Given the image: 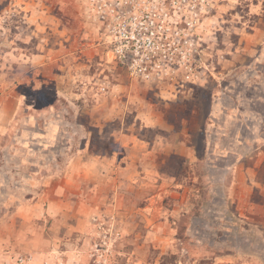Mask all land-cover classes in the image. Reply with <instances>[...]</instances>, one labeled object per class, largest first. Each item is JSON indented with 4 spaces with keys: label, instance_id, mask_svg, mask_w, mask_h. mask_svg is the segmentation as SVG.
Listing matches in <instances>:
<instances>
[{
    "label": "rangeland",
    "instance_id": "rangeland-1",
    "mask_svg": "<svg viewBox=\"0 0 264 264\" xmlns=\"http://www.w3.org/2000/svg\"><path fill=\"white\" fill-rule=\"evenodd\" d=\"M95 1L0 0V264H264V0Z\"/></svg>",
    "mask_w": 264,
    "mask_h": 264
},
{
    "label": "built area",
    "instance_id": "built-area-1",
    "mask_svg": "<svg viewBox=\"0 0 264 264\" xmlns=\"http://www.w3.org/2000/svg\"><path fill=\"white\" fill-rule=\"evenodd\" d=\"M95 8H98L100 12V16L103 19L105 15H103V12H107L110 17L109 19H105L106 21H110V23H113V27H115V31L118 34L116 35V41L114 40L116 46H115V52L119 54V57L125 56V51L126 48L131 51V54H137L141 56H147L149 57L150 53L149 50L152 48V45L154 44V37L152 38L151 35H153L152 32H154L152 29V26L154 23L144 25L142 30H137V28L134 26L135 19L134 21L132 20V23L129 19V17H126V14L124 15V11L121 9L120 5H116L115 3L106 1V0H96L95 1ZM103 7L105 9H103ZM110 10L112 13L110 14ZM135 18V17H133ZM112 32V33H114ZM147 39V47L144 46V42L142 41V45H140V39L142 38ZM117 42L122 43L123 47L119 45ZM149 47V49H148ZM130 53V52H129Z\"/></svg>",
    "mask_w": 264,
    "mask_h": 264
},
{
    "label": "trees",
    "instance_id": "trees-1",
    "mask_svg": "<svg viewBox=\"0 0 264 264\" xmlns=\"http://www.w3.org/2000/svg\"><path fill=\"white\" fill-rule=\"evenodd\" d=\"M262 164V165H261ZM260 166L257 168V175L259 180L262 184H264V163H261Z\"/></svg>",
    "mask_w": 264,
    "mask_h": 264
},
{
    "label": "crops",
    "instance_id": "crops-1",
    "mask_svg": "<svg viewBox=\"0 0 264 264\" xmlns=\"http://www.w3.org/2000/svg\"><path fill=\"white\" fill-rule=\"evenodd\" d=\"M167 147H168V145H164L163 147H161V148H162L161 150H165ZM134 151H135V150H134ZM148 152H151V153L153 154L152 151H149V150H148ZM154 154H155V153H154Z\"/></svg>",
    "mask_w": 264,
    "mask_h": 264
}]
</instances>
